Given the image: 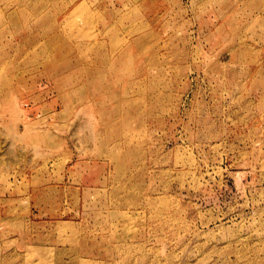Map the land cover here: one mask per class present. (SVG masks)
Instances as JSON below:
<instances>
[{
    "label": "rangeland",
    "instance_id": "374dc122",
    "mask_svg": "<svg viewBox=\"0 0 264 264\" xmlns=\"http://www.w3.org/2000/svg\"><path fill=\"white\" fill-rule=\"evenodd\" d=\"M0 264H264V0H0Z\"/></svg>",
    "mask_w": 264,
    "mask_h": 264
}]
</instances>
